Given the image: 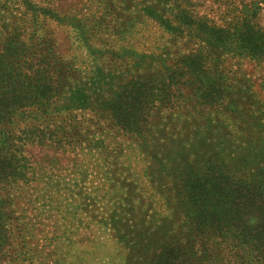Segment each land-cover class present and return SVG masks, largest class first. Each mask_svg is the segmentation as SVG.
I'll use <instances>...</instances> for the list:
<instances>
[{
  "label": "trees",
  "instance_id": "obj_1",
  "mask_svg": "<svg viewBox=\"0 0 264 264\" xmlns=\"http://www.w3.org/2000/svg\"><path fill=\"white\" fill-rule=\"evenodd\" d=\"M261 2L217 25L184 1L151 0L146 14L186 34L190 50L166 63V48L161 71L146 74L143 57L124 79L96 59L82 68L59 58L50 40L27 43L19 29L4 35L0 27V264H44L18 204L38 182L39 195L26 202H43L46 211L64 206L70 225L105 198L104 222L127 249L125 264H264V104L251 81L217 67L232 45L264 62ZM87 109L126 136L131 152L138 148L143 178L123 143L107 146L103 163L77 164L73 176L34 165L30 145L63 149L86 140L85 122L60 116ZM89 170L92 186L79 185Z\"/></svg>",
  "mask_w": 264,
  "mask_h": 264
},
{
  "label": "rangeland",
  "instance_id": "obj_2",
  "mask_svg": "<svg viewBox=\"0 0 264 264\" xmlns=\"http://www.w3.org/2000/svg\"><path fill=\"white\" fill-rule=\"evenodd\" d=\"M150 1L0 0V27L4 35L19 29L18 32L23 33L22 38L27 43H33L29 39L33 36L36 44L38 37L44 39L43 41L50 40L59 58L66 62L74 59L82 68L89 69L91 60L96 59L105 71L118 69L119 78L124 79L128 70L136 72L133 64L139 63L143 57L147 62H142V65H146L147 69L142 68L140 72L146 74L161 71V59L166 57V48L172 51L171 56L164 60L166 63H173L176 58L174 55H181L188 49L186 34L182 37L176 36L146 14L143 9ZM177 1H184L198 14L220 25L230 21L234 15L240 16L242 12L239 10L242 11L245 4L251 5L257 0ZM259 1H262L261 5L264 7V0ZM258 22L264 27V9ZM192 40L194 39L190 37L189 42ZM230 49L221 57L217 65L219 71L229 77L235 74L251 81L256 98L264 104V62L246 54L240 55L238 51H234V45ZM113 92H106V96ZM60 117L62 120L71 118L74 122H85L90 129L87 133L83 132L86 140L82 144L78 142L72 146L66 145L63 149L30 145L27 147V154L34 165L43 166L44 170L56 174L73 176L72 172L76 170L77 164L91 166L94 161L103 163L106 147L113 149L123 143L124 153L131 155L134 165L132 171L139 172V176L143 178L145 162H142L138 148L134 145L131 152L127 148L130 140L121 132L116 133L115 129L108 128L102 119L99 121V116L94 111L77 110L69 116L64 114ZM96 121L98 122L95 125ZM29 123L26 121L20 125ZM90 140L95 142L90 144ZM99 140H103V144ZM126 156L121 159H126ZM55 159L57 160L52 162ZM87 172V176L82 181L79 180V185L90 187L96 179V171ZM42 186L43 183L38 182L25 188L23 193L26 198L19 199L18 204L20 211L25 210L23 212L27 220L34 224V235L28 241L44 264L126 263L127 249L117 241L111 225L104 222L110 214V206L105 198L76 212L70 225V221L65 222L63 219L64 206L46 211L42 207L43 202H26L30 198L33 201ZM68 218L71 220L69 216Z\"/></svg>",
  "mask_w": 264,
  "mask_h": 264
}]
</instances>
